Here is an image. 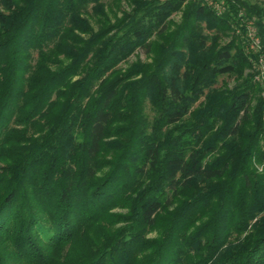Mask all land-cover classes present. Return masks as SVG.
I'll return each instance as SVG.
<instances>
[{"label":"trees","instance_id":"16d2710c","mask_svg":"<svg viewBox=\"0 0 264 264\" xmlns=\"http://www.w3.org/2000/svg\"><path fill=\"white\" fill-rule=\"evenodd\" d=\"M121 1L0 0V264H264V0Z\"/></svg>","mask_w":264,"mask_h":264},{"label":"rangeland","instance_id":"374dc122","mask_svg":"<svg viewBox=\"0 0 264 264\" xmlns=\"http://www.w3.org/2000/svg\"><path fill=\"white\" fill-rule=\"evenodd\" d=\"M108 1V0H105ZM250 1H260V0H250ZM224 0H214V1H208V3L216 9L218 13L224 12L226 9V5L224 3ZM122 5L124 7L127 6V3L125 0L121 1ZM92 2H89L88 9L90 13ZM185 6V5H184ZM182 7L181 9H178L177 11L173 12L171 15V19L173 23H178L182 19V13L185 7ZM238 14L241 15V18L239 19L238 23L232 24V28L228 29L225 32H221L220 34V42H226L230 40L231 38L235 37L238 39L241 38L242 43L244 44V48L247 51V53H251V60H252V66L246 67L243 71L244 75H248V73L252 74V78L254 81H256L258 84H262L264 81V47L260 39V35L258 33V26L255 24L256 17L255 15L247 16L245 12L241 9L239 10ZM91 15V14H90ZM90 17V16H89ZM115 18H111V20H114ZM89 22L93 26L94 29H98L99 23L95 21V18H88ZM206 32L212 33L216 32L214 29L210 28H204ZM77 32L79 30H76ZM220 32V31H218ZM80 34L87 36L86 33L80 32ZM152 56L148 53H146L142 48L135 49L132 53H130L126 58L122 59L118 64L117 67L120 70H124L127 66L134 62L138 61H151ZM241 76L237 77L235 74L230 73H223L220 74L216 80V82L213 84V86H233L234 84L241 81ZM261 94L264 96V90L261 91ZM203 98V96L200 98V100ZM197 104V102H196ZM195 104V105H196ZM146 112L149 117L152 116V111L150 109V105L148 100L146 101L145 105ZM113 210H123L122 208L115 207ZM157 228L150 229L146 236H153L157 233ZM58 260V259H57ZM59 261V260H58Z\"/></svg>","mask_w":264,"mask_h":264}]
</instances>
